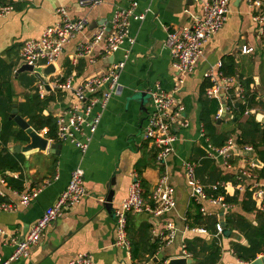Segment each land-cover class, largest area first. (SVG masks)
I'll list each match as a JSON object with an SVG mask.
<instances>
[{"label":"crops","instance_id":"1","mask_svg":"<svg viewBox=\"0 0 264 264\" xmlns=\"http://www.w3.org/2000/svg\"><path fill=\"white\" fill-rule=\"evenodd\" d=\"M78 1L0 0V3L13 6L11 13L0 18V62L12 67L11 82L17 105L31 94L29 88L19 80L26 76L33 78L31 72L16 75L23 65L18 51L25 41L38 39L46 28L59 21L55 13L59 7L66 8L70 19L86 18L89 25L82 34L64 45L56 63V74L63 78L71 77L77 87L93 75L106 73L110 64L120 62L128 53V59L118 76L119 93L112 96L104 108L95 106L93 109V115H99L100 120L96 132L91 135L85 154H80L69 143H52L61 145L57 154H50L48 151L20 154L23 158L20 171L0 175V193L3 195L0 196V203L17 206L12 211H0V229L4 231V235L0 236V257L11 255L14 249L12 242L23 240L43 212L53 205L65 190L71 172L76 167H80L84 172L87 196L64 210L60 219L52 224L40 241L31 248L28 259L12 264H67L79 253H89L94 264H149L154 257L157 259L154 264H167L170 259L184 257L185 240L199 236H205L207 241L215 238V233L203 235L190 232L185 224L186 214L192 209L184 164H196L195 177L202 184L196 176V170L200 160L205 158L210 160L222 175L232 177L226 182H216L223 183V197L233 198L238 194L237 203L225 202L230 206L227 210L207 201L200 205L204 216L215 217L223 227L217 237L221 248L218 264H249L250 262H240L232 252L233 242H239L241 245L246 243L244 246H247V241L236 232L229 231L231 237L224 235L226 228L223 220L225 215L236 213L253 222V225L256 224V211L264 212V209H259V205L264 204V190L261 196L254 194L255 185L264 183V179L256 178V171L261 168V164L254 152H232L227 159L220 156L207 157V153L212 150L208 147L199 122V91L206 81L204 74L208 71L217 72L218 65H222L229 58L233 60L236 73L243 80L250 81V89L256 93L257 99L264 103V26L260 33L259 27L251 19L247 0H230V14L226 23L204 46L203 55L195 70L175 92L177 100L184 107L183 118L187 127L177 132L178 141L174 152L166 158L160 168L155 163V149L143 137L149 100L145 96L143 110L140 98L142 94H148V90L152 89L155 83L166 92L174 90L179 78L172 68L170 54L164 45L165 28L192 25V17L198 18L202 15L203 4L208 0H103L100 6L91 10L80 7ZM132 1L137 2L136 14H141L147 9L152 11L147 13L142 21L130 20L129 36L134 42L124 43L111 57L112 63L96 57L94 63H89L83 58L72 66L70 60L76 48L90 40L97 26L102 22H109L115 11L127 8ZM242 46L251 47L252 53L241 54ZM50 95L54 100L48 105L44 115L53 116L74 102L71 94L57 92ZM253 112L255 121L261 124L264 112L252 110L249 114L252 115ZM231 119V115L226 112L217 126L220 130H235L234 124L230 123ZM261 125L264 128V124ZM235 135L231 137L236 138ZM16 144L19 143L11 142L8 149ZM201 153L203 156L200 157ZM251 160L258 164L254 169L250 168ZM163 171H166L168 183L174 191V208L162 216H153L146 212L128 216L126 235L130 247H133L137 255L133 260L130 251L114 245L113 211L127 195L132 172L138 173L143 191L145 195H149ZM7 179L12 180L13 184L10 185ZM17 181L21 182V191L14 188L18 186ZM40 187L41 192L33 202L27 206L18 205L21 194ZM110 190L114 194L108 203L106 197ZM246 192L250 193L254 204L255 211L252 213H245L241 209L240 203L244 200ZM168 222L174 225L176 233L170 243H165L163 237L165 224ZM155 241L160 248L149 258L146 251ZM261 256L264 254L256 258Z\"/></svg>","mask_w":264,"mask_h":264},{"label":"built area","instance_id":"2","mask_svg":"<svg viewBox=\"0 0 264 264\" xmlns=\"http://www.w3.org/2000/svg\"><path fill=\"white\" fill-rule=\"evenodd\" d=\"M198 1V0H193ZM103 0H79L80 7L89 10L100 6ZM250 9L251 19L259 27L260 33L264 26V0H247ZM137 2L132 1L125 9L117 10L113 13L109 22H102L95 28L90 40L85 44H80L71 58L72 66L77 64L79 59L86 58L89 63H94L95 58L108 60L118 52L124 43L132 44L134 41L129 36L130 20H144L147 13L151 10H145L141 14H136ZM13 11L10 5L0 4V18ZM59 21L52 27L46 28L38 39L25 41L19 51L18 56L23 64L32 68L54 66L56 72L57 60L64 45H66L75 36L82 34L89 23L86 18L72 20L64 7H59L55 11ZM187 13V11H185ZM230 14V0H208L204 2L202 15L198 18L192 17L193 22L190 26L165 28V48L168 50L174 72L178 74V80L173 91L166 92L158 83L148 90L149 109L146 115V121L143 129V137L148 144L155 149V163L162 167L166 158L174 152V147L178 141L177 132L187 127L184 121V107L179 103L175 92L179 86L184 83L186 77L195 70L198 61L201 59L204 46L217 34L226 23ZM253 49L248 46H242L240 53L247 55L252 53ZM96 52V53H95ZM128 53L125 54L120 62L110 64L104 74L93 75L86 79L79 86H75L72 78H63L55 74L44 79L35 71L31 76L35 79L34 90L42 99L50 94H71L74 102L67 108L53 115L56 125V141L58 143H69L78 150L80 154H85L91 135L96 132L99 124V115H93L95 106L104 108L109 99L117 95L120 90L118 76L120 70L124 67ZM218 71H208L204 78L209 83L205 89V96L208 99L217 100L219 109L214 121H219L223 114H231L227 111V101L231 98L229 91L234 89L236 99L242 98V89L234 78L224 77L219 69ZM105 89L102 90V88ZM235 103V101H232ZM222 106H225L223 112ZM251 111L246 112L249 114ZM46 129L41 131L44 136ZM235 137H230L225 146L214 149L208 145L212 152L207 153L208 158L220 156L224 159L230 157L232 152L243 151L245 153L254 152L251 146L240 147L236 143ZM49 143H53L49 140ZM258 164L250 163V168L254 169ZM196 164L185 162V178L190 186V199L196 204L201 205L207 201L212 205H218L222 209H229L230 206L225 203L223 195L216 198H207L204 192V186L195 177ZM3 183V181H1ZM48 182H45L47 184ZM223 188V183H216L211 186L213 191ZM255 196H261L264 190V183L255 185ZM40 188L31 189L28 193L21 194L18 202L19 206H27L33 202L41 192ZM173 188L168 183L166 171L160 174L158 181L150 191L147 199H144V191L141 185V179L137 172H132L131 183L126 197L119 203L113 211L115 224V242L114 245L130 251V242L126 235L127 218L130 214L146 212L153 216H162L174 208ZM0 196H3L0 193ZM87 196L84 187V172L80 167H76L70 175L69 182L65 190L58 196L52 206L48 207L41 217L33 224L28 234L21 241L14 240L13 252L8 257H0V264H12L19 260L29 258L30 250L42 238L45 231L62 216L64 210L76 205L81 199ZM17 206L9 203H0V211H12ZM259 209H264V204L259 205ZM203 209L201 208V211ZM223 227L221 224L215 226V238L220 236ZM190 232L206 235V231L201 228L188 229ZM176 228L171 222L165 224L164 241L170 243L175 236ZM4 231L0 229V236ZM184 257L190 256L184 253ZM67 264H94L93 258L89 253H79Z\"/></svg>","mask_w":264,"mask_h":264},{"label":"trees","instance_id":"3","mask_svg":"<svg viewBox=\"0 0 264 264\" xmlns=\"http://www.w3.org/2000/svg\"><path fill=\"white\" fill-rule=\"evenodd\" d=\"M1 5H8L0 3ZM12 6V5H10ZM13 7V6H12ZM219 72L224 77H231L236 80L242 89V98L236 99L234 89L231 88L229 95L231 98L227 101V111L231 114V124L236 127L235 130H220L217 126L218 121L212 119L219 109L217 100L208 99L205 96V89L209 86L207 81H204L199 91V122L202 127L204 137L207 139L208 145L214 149H219L225 146L227 140L238 133L236 143L240 146H251L254 150L256 158L261 164V168L256 171L257 179H264V128L255 121L254 115L245 114L252 110H262L264 112V103L257 99V95L253 92L249 85L250 81L243 80L236 73V67L232 59L227 58L226 62L222 63ZM12 67L0 62V175L5 172H18L21 169L23 161L22 155L12 154L9 152L8 145L11 142L25 144L28 142L26 134L18 129L13 121L9 120V114L13 107V98L16 97L12 87ZM65 78V77H64ZM20 83L29 88L31 94L26 97L24 102L17 105L18 114L25 119L28 124L37 132L46 129L45 138L56 141V125L54 117L44 115V111L48 105L54 100L52 95L40 98L33 88L34 78L26 76L21 78ZM232 101H235L233 103ZM201 153L200 157L203 156ZM199 168L196 170L197 178L202 182L204 192L207 198H216L219 195H224L223 189L213 191L212 184L216 182H226L232 179L222 175L220 171L213 167V163L208 159H201ZM10 185L12 180L7 179ZM234 182H236L234 180ZM18 186L14 187L17 191H21V182L17 181ZM141 185L142 180H141ZM148 194L144 199H147ZM238 194L233 198L225 197L226 203H237ZM241 209L245 213L255 211L254 204L250 198V193L246 192L244 200L240 203ZM191 212L186 214V227L188 229L201 228L206 233L212 235L215 233V226L218 224V219L211 216H204L201 212L200 205L194 201L190 202ZM256 224L247 220L244 216L236 213L225 215L223 224L228 232H236L243 240L247 241V246L241 245L239 242H233L232 252L234 256L242 263H249L256 259L258 255L264 254V212L256 211ZM218 238H213L210 241L206 240L205 236H199L184 241L183 250L193 260V264H218L220 261L221 248ZM131 245V244H130ZM157 241L146 251L147 257H153L159 250ZM131 257L135 260L137 257L133 247H130ZM140 264V263H138Z\"/></svg>","mask_w":264,"mask_h":264},{"label":"water","instance_id":"4","mask_svg":"<svg viewBox=\"0 0 264 264\" xmlns=\"http://www.w3.org/2000/svg\"><path fill=\"white\" fill-rule=\"evenodd\" d=\"M107 61L109 63H112V58H109ZM33 71L38 73L44 79H48L52 75L56 74V69L52 65L47 66V67L32 68L26 64H23L18 69V71L16 72V75L20 74V73H30ZM145 96L148 97V94H146V95L142 94L141 98H140L141 99V107L143 110H145V108L143 106V104H144L143 100H144ZM222 110H223V112L225 111V106H222ZM224 115L225 114H223L222 117ZM252 115H255V112H253ZM8 119L13 121V123L16 125V127L18 129H20L21 131H23L26 134V136L28 137V142H26L25 144L19 143V144L14 145L12 148H9V152L15 153V154H22V155H26V154H29V153L34 152V151H36V152L48 151L50 154H57L58 153V150L61 148V145L49 143L47 138L42 136L39 132L35 131L28 124V122L18 114L17 98L16 97L13 98V107H12V110L10 111ZM221 119L222 118H220L218 123H220ZM260 122H261V124H264V117L261 119ZM113 194H114V192L112 190H110L108 192L107 197H106V202H108V203L111 202ZM223 234L224 235H230V237H231V233H229L225 229L223 231ZM244 245H246V243ZM156 262H157V259L154 257L149 261V264H154ZM167 264H193V260L190 258H186V257H179V258H173V259L168 260ZM249 264H264V256H261L260 258L254 259Z\"/></svg>","mask_w":264,"mask_h":264}]
</instances>
